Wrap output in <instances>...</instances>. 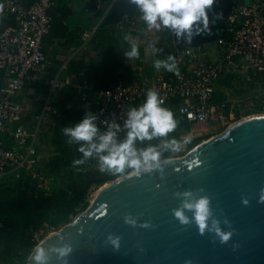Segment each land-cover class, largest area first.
<instances>
[{"label":"water","instance_id":"95a60500","mask_svg":"<svg viewBox=\"0 0 264 264\" xmlns=\"http://www.w3.org/2000/svg\"><path fill=\"white\" fill-rule=\"evenodd\" d=\"M135 9L129 0H121L104 24L118 23ZM202 42L189 44L175 37L178 49ZM172 159L163 178L154 173L105 181L85 211L43 238L49 240L47 247L61 243L55 236L64 232L65 242L74 245L67 264H264V114L240 119ZM200 188L211 197L214 214L230 222L223 225L233 230L226 243L212 233L201 235L195 223L180 224L173 215L180 203L174 193ZM128 213L152 226L125 223ZM77 219L80 223L71 227ZM110 233L121 237L119 249L107 242ZM49 264L62 262L52 253Z\"/></svg>","mask_w":264,"mask_h":264},{"label":"built area","instance_id":"2783aa9c","mask_svg":"<svg viewBox=\"0 0 264 264\" xmlns=\"http://www.w3.org/2000/svg\"><path fill=\"white\" fill-rule=\"evenodd\" d=\"M52 3L53 0H30L28 4L4 0L5 9L15 16L16 24L0 29V71L7 79L0 90V181L5 178L28 181L30 191L35 194L48 191L50 176L29 144L28 133L18 124L24 111L18 95L28 81L38 79L42 69L44 39L52 26L49 13ZM127 24H134L133 17L124 16L119 28ZM97 29L95 24L83 34L89 36ZM222 31L213 50H206L201 43L176 51L179 76L170 72L148 83H139L116 73L110 86L97 92L94 112L101 120L111 119L115 114L122 121L127 107L141 103L147 90L154 88L163 96L166 106L172 108V103L176 104L184 127L210 120L225 124L232 112L227 110L225 98L214 100L219 83L227 80L247 86L264 83V0L234 2L227 10ZM49 84L61 85L58 79H49ZM260 98H264V92ZM6 133L12 136V144L7 143ZM30 235L31 241H41L43 228L31 227Z\"/></svg>","mask_w":264,"mask_h":264},{"label":"clouds","instance_id":"9594fccd","mask_svg":"<svg viewBox=\"0 0 264 264\" xmlns=\"http://www.w3.org/2000/svg\"><path fill=\"white\" fill-rule=\"evenodd\" d=\"M136 6L138 21L143 25L140 36L131 32L124 35L128 47L123 51L124 61H133L141 56V40H147L145 52L153 56L152 66L159 71L164 69L180 75L177 57L171 53L162 56L164 49L159 46L161 33H171L178 40L191 43L204 32L210 31L219 19L217 13L210 17V10L215 0H129ZM156 34V38L147 39L148 34ZM179 120L172 108L166 106L160 92L149 88L143 101L130 104L125 110L122 121L113 114L111 119L101 120L99 115L85 106L84 115L75 123L62 127V134L67 143L76 145L80 154L73 163L85 165L94 162L100 173L113 177L132 178L144 174L159 173L165 176L166 167L173 163V154L181 153L192 141L191 133L182 136L172 135L179 127ZM164 153H169L164 156ZM119 182V181H118ZM204 189H186L176 191L174 196L180 201L179 206L172 209L174 217L182 225L195 223L201 235L214 234L221 243H226L233 235V230H225L223 225L230 224L214 214L211 197L203 194ZM260 200L264 202V189ZM249 204L247 198L243 199ZM124 222L144 228L151 227L150 221L141 223L137 216L128 213ZM80 223L77 219L71 227ZM61 243L47 247L49 240L43 239L30 247L24 264H49L51 254H57L62 264L74 250L71 241H66L64 232L55 236ZM53 239V238H52ZM107 242L119 249L121 237L108 234ZM187 264H191L188 261Z\"/></svg>","mask_w":264,"mask_h":264},{"label":"crops","instance_id":"0c3cea01","mask_svg":"<svg viewBox=\"0 0 264 264\" xmlns=\"http://www.w3.org/2000/svg\"><path fill=\"white\" fill-rule=\"evenodd\" d=\"M22 1L25 4L30 2ZM119 1L121 0H53L49 8L52 26L44 39L45 59L42 69L38 79L28 81L18 95L24 106L18 124L28 133V142L33 145L40 165L46 170V162L53 153L50 142L54 136L52 113L59 109H80L84 112L85 106L94 111L97 92L106 85V72L113 66L115 74L123 73L129 80L139 83H148L158 75L170 73L153 68L154 58L150 52L144 51L147 43L144 39L141 40V56L132 62L124 61L123 51L128 47L124 35L131 32L133 36L139 37L143 25L138 21L136 9L134 13L122 16L133 17L134 24H127L123 29L119 28V22L104 24L105 18ZM6 23V11L4 4L0 2V29ZM95 24L98 25L96 32L85 36L83 33ZM154 38L156 34H148L147 39ZM215 40H203L205 49L213 50L216 47ZM159 46L164 49L162 56L169 53L175 55L178 50L175 36L171 33L160 34ZM111 48L118 54L112 55L108 51ZM49 79H58L61 85L54 87L49 84ZM6 83L7 79L0 72V90ZM217 88V91H224L219 85ZM195 125L197 124L191 126ZM5 136L7 143L12 144V136L8 133ZM92 164L95 165L94 162ZM72 169L76 172L81 170L76 164H73ZM54 176L58 178L60 175Z\"/></svg>","mask_w":264,"mask_h":264},{"label":"trees","instance_id":"16d2710c","mask_svg":"<svg viewBox=\"0 0 264 264\" xmlns=\"http://www.w3.org/2000/svg\"><path fill=\"white\" fill-rule=\"evenodd\" d=\"M0 2H2V5L4 4V0H0ZM6 18V25L16 24L15 16L7 11ZM108 51L112 55L118 54L112 48ZM114 70L113 66L106 72V85L103 89L108 88L112 83L115 76ZM225 83L226 86H234L236 90H241L240 85L233 84L232 80H227ZM245 86V88H248L247 85ZM224 98V91H217L214 100L220 101ZM175 108L176 104L173 102L172 109L180 123L176 132L172 135L181 136L183 134L181 130L184 126ZM83 115L84 112L80 109H59L58 112L52 113L54 136L49 139L53 153L46 165L49 173L65 177L66 183L59 190L35 194L30 191L31 187L28 181L14 182L9 178L0 181V244L2 243L7 249L10 250L12 246L19 242H30V228L40 227L46 220L45 214L47 212H55L61 216L76 213L77 203L86 194L92 182L104 183L109 179H114L111 175L100 173L98 169L91 171L88 167L92 165L93 162L91 161L85 165H76L81 169L78 172L72 169L73 161L80 154L76 151V145L67 143V138L63 136L61 130L63 126L77 122ZM198 143L199 141L192 143L191 148ZM168 155L169 153H164L165 157ZM63 167L67 169H62ZM84 207L87 208L88 203H85ZM24 260V257H20L19 262L14 264H24Z\"/></svg>","mask_w":264,"mask_h":264},{"label":"rangeland","instance_id":"374dc122","mask_svg":"<svg viewBox=\"0 0 264 264\" xmlns=\"http://www.w3.org/2000/svg\"><path fill=\"white\" fill-rule=\"evenodd\" d=\"M234 3L233 0H215L212 9L210 10V17L219 13V19L216 24L212 26L210 31L204 32L201 35L195 37V40H204L205 42L215 40L217 36H219L222 32V27L224 25V21L226 18L225 10L229 9L231 5ZM193 39V40H194ZM204 43V42H202ZM220 88L223 87L225 93V99L228 103L227 110L232 112L231 118L225 124H218L217 121H207L203 124H197L195 126H187L182 128V135L191 133L192 141L189 145L185 147V149L178 154H173V157H181L186 154V152L191 148L192 143L199 141L202 142L212 136L218 135L223 132L227 127L232 125L231 122H236L239 119H243L248 116L264 114V98H260L262 92H264V83L263 82H255L248 83V88H245V85L240 84L241 90H236L234 86H227L225 82L219 83ZM181 135V136H182ZM91 171L94 169H98L96 165L92 164L88 166ZM45 169V168H44ZM45 171L50 176L49 186L47 192H52L53 190H59L62 185L66 183V179L63 176H59L58 178L53 174L49 173L48 170ZM118 177H114L116 179ZM109 179V180H114ZM104 183L95 181L92 182L85 195L80 198V201L76 206V213H72L68 216H61L55 212H47L45 214L46 220L40 226L43 228L44 237L60 230L64 225H66L69 221H71L74 217H76L79 213L86 210L84 207L85 203H88V206L91 204L92 199L94 198L97 190ZM43 238V237H42ZM37 242H19L11 247V249H7L2 243L0 244V264H14L18 263L20 257H24L30 249L32 245Z\"/></svg>","mask_w":264,"mask_h":264},{"label":"flooded vegetation","instance_id":"af4514ba","mask_svg":"<svg viewBox=\"0 0 264 264\" xmlns=\"http://www.w3.org/2000/svg\"><path fill=\"white\" fill-rule=\"evenodd\" d=\"M217 1H221V0H217ZM228 10V9H227ZM227 10H225V15H226V13H227Z\"/></svg>","mask_w":264,"mask_h":264},{"label":"bare ground","instance_id":"6f19581e","mask_svg":"<svg viewBox=\"0 0 264 264\" xmlns=\"http://www.w3.org/2000/svg\"><path fill=\"white\" fill-rule=\"evenodd\" d=\"M240 120V119H239ZM231 123H234V122H231ZM93 200V199H92Z\"/></svg>","mask_w":264,"mask_h":264}]
</instances>
